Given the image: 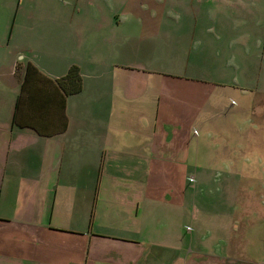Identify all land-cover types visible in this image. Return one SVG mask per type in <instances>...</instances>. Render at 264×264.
Listing matches in <instances>:
<instances>
[{
  "label": "crops",
  "instance_id": "0c3cea01",
  "mask_svg": "<svg viewBox=\"0 0 264 264\" xmlns=\"http://www.w3.org/2000/svg\"><path fill=\"white\" fill-rule=\"evenodd\" d=\"M179 1L201 16L203 0ZM211 2L240 24L258 9ZM70 3L0 0V264H211L153 238L171 237L160 213L183 207L192 124L223 94L174 88L186 79L139 0L84 1L75 18ZM70 67L72 96L57 85Z\"/></svg>",
  "mask_w": 264,
  "mask_h": 264
},
{
  "label": "rangeland",
  "instance_id": "374dc122",
  "mask_svg": "<svg viewBox=\"0 0 264 264\" xmlns=\"http://www.w3.org/2000/svg\"><path fill=\"white\" fill-rule=\"evenodd\" d=\"M69 1L73 18L84 1L115 2ZM144 1L140 11L156 17L153 32L165 29L167 64L186 79L174 88L202 85L211 100L224 97L223 106L192 122L184 204L160 213L171 237L153 239L175 243L185 261L200 262V255L211 264H264V0H251L258 9L242 24L214 16L211 0L196 5L201 16L179 0ZM193 75L202 81L186 78Z\"/></svg>",
  "mask_w": 264,
  "mask_h": 264
},
{
  "label": "trees",
  "instance_id": "16d2710c",
  "mask_svg": "<svg viewBox=\"0 0 264 264\" xmlns=\"http://www.w3.org/2000/svg\"><path fill=\"white\" fill-rule=\"evenodd\" d=\"M59 89L65 95H76L82 90V76L77 67H70L65 77L57 81Z\"/></svg>",
  "mask_w": 264,
  "mask_h": 264
}]
</instances>
